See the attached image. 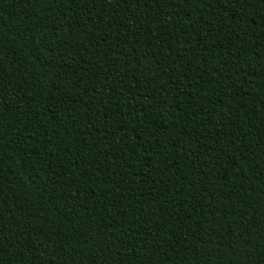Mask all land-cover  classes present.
<instances>
[{"label": "trees", "instance_id": "1", "mask_svg": "<svg viewBox=\"0 0 264 264\" xmlns=\"http://www.w3.org/2000/svg\"><path fill=\"white\" fill-rule=\"evenodd\" d=\"M0 264H264V0H0Z\"/></svg>", "mask_w": 264, "mask_h": 264}]
</instances>
